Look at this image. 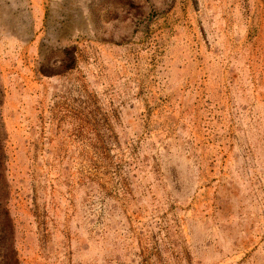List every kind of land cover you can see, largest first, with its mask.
I'll use <instances>...</instances> for the list:
<instances>
[{"label": "rangeland", "instance_id": "1", "mask_svg": "<svg viewBox=\"0 0 264 264\" xmlns=\"http://www.w3.org/2000/svg\"><path fill=\"white\" fill-rule=\"evenodd\" d=\"M0 163L18 264H264V0H0Z\"/></svg>", "mask_w": 264, "mask_h": 264}, {"label": "trees", "instance_id": "2", "mask_svg": "<svg viewBox=\"0 0 264 264\" xmlns=\"http://www.w3.org/2000/svg\"><path fill=\"white\" fill-rule=\"evenodd\" d=\"M1 167V163H0ZM2 192V193H1ZM0 193H5V186L0 180ZM0 200V264H18L15 250L12 244L13 226L9 214Z\"/></svg>", "mask_w": 264, "mask_h": 264}]
</instances>
